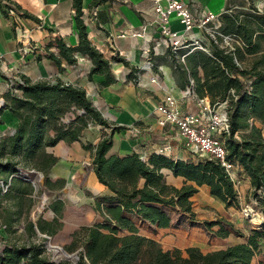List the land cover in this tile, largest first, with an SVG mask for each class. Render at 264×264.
I'll return each instance as SVG.
<instances>
[{"label":"trees","instance_id":"obj_1","mask_svg":"<svg viewBox=\"0 0 264 264\" xmlns=\"http://www.w3.org/2000/svg\"><path fill=\"white\" fill-rule=\"evenodd\" d=\"M106 1L92 0L90 8ZM17 8L10 7L19 13ZM73 9L78 46L74 48L57 39L58 54L49 51L47 57L61 66L63 61L69 65L76 64L77 53L88 56L92 61L89 77L104 75L103 85L109 86L115 82L111 61L89 39L83 17V0H73ZM250 10L252 12L225 13L221 17L220 32L240 40L242 48H223L220 41L216 43L212 39L210 53L198 50L187 55L185 63H177L189 87V75L193 78L192 87L199 97H208L212 105L227 103L231 130L225 139L227 159L243 168L250 177L254 199L263 217L262 220L259 215L262 220L260 227L250 228L247 242L209 253L197 247H189L183 252L180 249L164 250L157 240L140 235L139 226L130 215L137 221L168 228L172 219L167 209L194 216L191 198L203 185L208 186L211 196L223 202L226 208L237 205L235 184L224 167L217 160L206 157L195 163L175 161L161 154L152 155L148 162L137 153L109 156L114 132L126 127L112 126L91 102L84 88L66 84L60 79L32 82L23 75L20 77L22 82L15 81L6 93L3 107L19 121L13 132L0 139V181L7 185L4 193L0 186V220L6 230L10 232L22 217L24 202L33 193L30 183L14 175H20L21 169L36 168L43 172L50 188H62V183L55 184L49 180V173L58 158L47 149L61 141H80L91 124L112 129V134L105 135L96 145H83L85 150L93 153L95 175L110 194L97 202V209L103 213L106 222L85 230L83 250L76 261L52 260L45 255L42 244H17L0 236V264H252L261 242H264V136L262 129L255 124L257 121L264 124V68L260 67L264 63V53L249 69L242 68L239 60L245 54L264 50V11L260 12L256 7ZM24 16L30 17L26 13ZM116 60L129 66L124 58ZM200 68L203 76L199 75ZM69 114L74 117L66 121ZM163 168L172 170L175 176H182L184 184L181 187L168 184ZM10 200L12 204L4 205ZM30 208L31 202L28 211ZM51 208L55 212L54 220L38 223L39 230L50 236L57 234L62 226L59 218L65 205L57 200ZM197 225L217 237H227L231 229L234 230L231 224L227 229L221 220ZM215 226H219L217 231L213 230ZM30 228H34L33 223H30ZM236 233L244 236L239 230Z\"/></svg>","mask_w":264,"mask_h":264},{"label":"crops","instance_id":"obj_2","mask_svg":"<svg viewBox=\"0 0 264 264\" xmlns=\"http://www.w3.org/2000/svg\"><path fill=\"white\" fill-rule=\"evenodd\" d=\"M183 1L189 5L199 21L205 11L217 15L218 18L212 21L211 26L217 23L222 26L221 17L225 13L248 10L251 7H256L260 12L264 11V0ZM91 2L92 0H83V17L89 39L111 61L115 82L105 86L104 75L94 74L89 77L92 61L88 56L77 53L76 64L69 65L63 61L61 66L47 57L49 51L58 54L57 39L64 40L68 46L74 48L79 44L73 0H0V55H3L0 58V98L5 100L10 82L23 75L32 82L60 79L66 84L84 88L94 106L101 112L105 111L106 116L115 122L112 126L126 127L120 132H114L109 156L137 153L148 162L152 155L160 154L163 150L161 155L175 161H187L191 151L185 146L175 127H162L158 124L156 108L168 94L178 100L183 113L201 111L196 97L210 101L208 97H199L192 87L194 80L191 75L189 87L177 68V63L181 62L180 57L187 54L188 49L174 53L167 46L156 22L153 6L146 0H107L94 8H90ZM15 6L20 12L12 15L8 9ZM25 13L30 17L24 16ZM172 29L183 31L184 27L174 18ZM136 33L141 35L134 36ZM188 37L190 40L199 41L207 49L205 51L194 47L188 55L198 50L210 53L212 39L199 24ZM228 37L229 41L218 38L220 46L234 48L231 41L235 37ZM119 57L126 59L129 66L117 61ZM199 75L203 76L201 68ZM189 89H193L195 95L188 93ZM18 124V119L9 110L2 108L0 139L6 133L13 132ZM255 124L262 129L264 136V124L258 121ZM104 132L110 135L112 129L106 128ZM66 143L61 141L54 147ZM76 143L81 145L80 141L73 142ZM162 172L168 184L181 187L185 182L182 176H175L168 168H163ZM244 173L243 168H235V174L244 178L239 183L242 185L241 191L244 188L243 183L246 182L248 186H245L252 189L250 177ZM101 185L107 193V187ZM191 200L193 203L202 200V206L225 208L223 202L211 196L210 188L206 185L199 187V192ZM209 217L213 219L212 216ZM240 229L245 237L238 238V241L231 244L206 249L202 245L190 243L186 245V249L197 247L204 253H209L246 243L250 230L244 229L242 223ZM225 239L233 241L235 237L230 233Z\"/></svg>","mask_w":264,"mask_h":264},{"label":"rangeland","instance_id":"obj_3","mask_svg":"<svg viewBox=\"0 0 264 264\" xmlns=\"http://www.w3.org/2000/svg\"><path fill=\"white\" fill-rule=\"evenodd\" d=\"M242 11L252 12L250 9ZM231 43L233 46H240L241 48L243 46L241 41L236 38H234ZM263 53L264 50L257 54H245L239 60L241 67L246 69L251 68L257 59L262 58ZM260 67L264 68V63L260 64ZM242 78L245 79L246 77L242 76ZM101 113L111 124L115 123L111 118L106 116L105 111ZM73 117V114H69L66 121L73 119ZM105 129L106 127L104 126L91 124L83 132V136L80 139L81 145L77 143H66L61 146L47 149L48 152L53 153L58 158L56 165L49 173V180L55 184L62 183V188H50L45 182L46 179L43 172L36 168L21 169L20 175H14L20 177L24 182L30 183L33 187V193L26 198L23 206V215L19 221L13 225L10 232L6 230L2 220H0V236L3 239L9 238L17 244H42L45 248V255L52 260L69 261L72 263L78 259L79 253L83 250V244L86 238L85 230L96 224L106 222L103 213L97 209V202L104 196L109 195L110 192L107 191V193H105L104 187L95 175L92 164L93 153L90 150H85L82 146V144L84 145L87 143L96 145L99 138L101 140L106 135V132H104ZM159 153L162 154L164 152ZM189 154L187 161L190 160L198 163L202 160V157L194 155L191 152H189ZM242 180H244V178L239 176L238 180L234 183L238 196L237 205L229 208L225 206L226 209L222 207L217 208L216 206L215 208L202 206L203 201L199 200L193 203L194 216L180 213L177 209L169 208L167 212L172 219V224L168 228H158L147 222L137 221V218L132 215L130 216L137 222L139 234L157 240L164 250L173 251L175 249H180L184 252L186 250V245L190 243L202 245L206 249L225 246L226 244H231L245 237L238 236L236 233L238 230L242 231L240 229L241 223L244 229L249 231L250 228L254 229L260 227V222L263 220L262 214H260L261 212L256 211L258 209V202L254 199L253 188H247L246 186H248V184L246 182L243 183L244 188L243 191H241L242 185L239 183H241ZM4 192L5 191H3V193ZM28 199L31 200L29 201ZM57 200L62 201L65 205L63 215L59 218V222L62 226L57 234L50 236L39 230L38 223L40 221L52 222L54 220L55 212L51 208V204ZM254 201H256V203ZM30 202L31 208L28 211ZM10 204H12L11 200L4 203V205ZM249 204L252 205L253 213L247 217L243 209ZM209 216H212L213 219ZM216 220H221L227 229H230L229 224L234 226V230L231 229V234L235 237L233 241H228L225 237L213 236L205 228L197 225V223L204 221ZM30 223L34 224L33 229L30 228ZM218 229L219 226L213 228L214 231ZM241 233L245 235L243 231ZM124 234L125 232L120 233V235ZM176 245L181 248H177ZM65 252L70 255V257H67ZM22 264L27 263L23 262ZM252 264H264L263 241L260 244L259 251L252 259Z\"/></svg>","mask_w":264,"mask_h":264},{"label":"built area","instance_id":"obj_4","mask_svg":"<svg viewBox=\"0 0 264 264\" xmlns=\"http://www.w3.org/2000/svg\"><path fill=\"white\" fill-rule=\"evenodd\" d=\"M146 1L152 4L160 32L167 46L174 53H178L181 49H188V53H190L194 47L207 51L199 41L190 40L188 37V34L193 31L198 24L202 29L207 31L210 38L216 43H219V37L223 38L225 41L230 40L228 36L220 32V23L211 26L212 21L216 20L218 16L210 11H205L199 21L191 11L189 5L183 0ZM8 12L12 15L15 14L13 9H8ZM174 18L182 24L184 27L183 31H175L172 29V21ZM139 35L141 34L136 33L134 36ZM230 49L233 50L234 48L232 47ZM188 53L180 57L181 62H185ZM2 57L3 55H0V58ZM16 81L22 82L20 78ZM14 83L15 80L11 81L10 87ZM189 92L195 95L194 91L191 89H189L188 93ZM196 102L201 109L199 113H183L180 109L178 100L171 94L166 95L156 108L158 115L157 122L162 127L168 125L175 127L178 131V135L182 138L185 146L192 154L202 158L206 157L217 160L235 183L238 180V176L235 174L237 165L227 159V149L225 146V139L231 134L229 115L226 110L227 103L212 105L207 98L200 99L198 97H196ZM4 105L5 100L0 98V109L3 108ZM160 152H163V150ZM0 186L4 191L7 190V186H5L3 181H0ZM254 202L256 203V201ZM252 210L251 204L246 205L243 209L247 217L253 213ZM256 211L260 212L258 209Z\"/></svg>","mask_w":264,"mask_h":264},{"label":"water","instance_id":"obj_5","mask_svg":"<svg viewBox=\"0 0 264 264\" xmlns=\"http://www.w3.org/2000/svg\"><path fill=\"white\" fill-rule=\"evenodd\" d=\"M65 255H66L67 257H70V255H68L66 252H65Z\"/></svg>","mask_w":264,"mask_h":264}]
</instances>
